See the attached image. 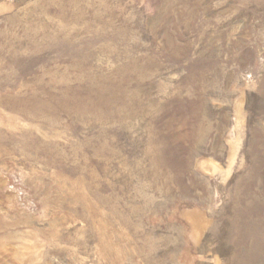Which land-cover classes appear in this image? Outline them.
<instances>
[{
  "label": "rangeland",
  "instance_id": "obj_1",
  "mask_svg": "<svg viewBox=\"0 0 264 264\" xmlns=\"http://www.w3.org/2000/svg\"><path fill=\"white\" fill-rule=\"evenodd\" d=\"M0 264H264V0H0Z\"/></svg>",
  "mask_w": 264,
  "mask_h": 264
}]
</instances>
